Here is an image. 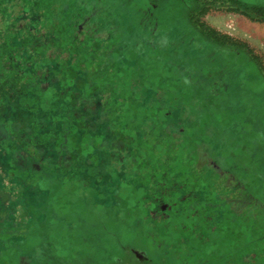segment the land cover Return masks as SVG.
<instances>
[{
    "label": "rangeland",
    "instance_id": "obj_1",
    "mask_svg": "<svg viewBox=\"0 0 264 264\" xmlns=\"http://www.w3.org/2000/svg\"><path fill=\"white\" fill-rule=\"evenodd\" d=\"M139 1L160 28L169 30L152 51L149 65L135 51L132 56L137 55V60L132 63L119 57L125 56L118 42L120 29L99 21L103 14H92V5L79 10L69 2L59 12L70 25L77 24L76 40L89 39L87 78L92 84L100 79L106 83L94 98L106 103L107 122L98 114L101 122L92 130L96 134L103 130L101 136L110 138L90 156L93 166L86 164L81 149L70 150L67 166L43 160L41 170L33 172L28 161L41 156L31 149L18 163L24 161L25 168L10 161H6L8 169L0 166V264H203L208 254L215 255L213 264H264V0ZM60 3L0 0V12L6 14L0 15V119L4 115L9 122L24 125L28 122L24 116L35 114L29 113V107L24 112L10 109L12 97L22 108L29 104L22 95L24 82L17 81L29 51L25 46L13 49L5 35L18 19L32 36L39 35L53 4ZM237 25L248 29L253 39L224 31L236 30ZM104 28L109 34L101 31ZM64 31L71 34L65 27ZM47 42V53L57 55V44ZM110 54L116 59H109ZM147 82H152L155 95L146 97ZM153 104L156 114L173 112L180 104L176 117L190 139L177 138L174 129L159 124L147 128L145 110ZM127 105L135 112L132 124H145L136 129L120 125ZM78 114L97 119L96 113L86 110ZM8 124L4 126L12 132ZM137 136L153 138L161 147L140 148ZM198 141L207 148L218 147L221 158L210 155ZM3 143L0 151H8V143ZM153 157L162 166L176 161L182 170L178 181L190 185L200 181L214 201L234 212V219L229 221L226 212L213 217L211 212L222 211L207 207L205 200L203 205L194 204L191 198L173 210L190 205L194 213L177 216L167 230L150 226L135 184L149 178L145 175L153 170ZM228 158L234 166L227 165ZM194 172L201 178L194 179ZM181 221L185 225H177ZM192 250L197 259L190 257ZM244 253H250L249 260H241Z\"/></svg>",
    "mask_w": 264,
    "mask_h": 264
},
{
    "label": "trees",
    "instance_id": "obj_2",
    "mask_svg": "<svg viewBox=\"0 0 264 264\" xmlns=\"http://www.w3.org/2000/svg\"><path fill=\"white\" fill-rule=\"evenodd\" d=\"M69 2L73 5L76 4L79 10L80 7L85 8L84 5H92L94 8L92 14H96V12L102 13L103 15L99 16L98 20L102 21L105 26L112 27L116 24L121 33L118 41L119 46H121L120 49L122 50V47L125 49V56L121 55L119 57L123 58L125 62H134V60H137L138 55L142 63L149 65L148 62L152 51L157 48L158 44L164 41L165 36L169 33L168 28H160L159 24L153 21V13L146 9L139 0H61L59 5L53 4L51 17L45 19L46 28L37 36H32L33 33L31 30H28L23 22L18 19L14 23L12 31L5 35V40L15 50H18L22 46L28 48L29 53L24 59L25 67L23 68V75L17 81L24 82L22 89L25 93L22 95L25 96V100L30 105L26 104L22 108L19 103L12 101V97L10 109L12 108L15 112L23 109L21 112H24V109L29 107V113L35 111V114L24 116L28 120L24 125H18L17 120L9 122L4 115L0 119V127L3 129V132L0 131V143H8L9 148L8 151H4V149L0 151V166L7 167L4 170L8 169V161H10V164L15 162L18 165L19 162L21 163V160L28 155V149H31L33 152L36 150L42 157H38L37 159L39 160H35L32 157L30 159L31 161H28V166L31 167L33 172L41 170L40 162L43 160L64 166L69 165L71 161L69 155L71 149L74 152H77V150L80 151V149L83 150L86 157L84 161L86 164L93 166L91 159H89L90 156L97 152L96 150L101 145V142V146H103L106 138H110L109 134H106L104 137L101 136L103 130L97 134L92 130L101 122L99 115L106 116V103L99 102V98H94V93L100 88L104 89L106 83L103 84L100 79L99 83L92 84L87 78L89 73L87 66H90L89 61L91 59L87 44L89 39L86 41L83 40L82 42L76 40L78 37V35H75L78 33L77 24L74 25L71 22L70 25V23L58 15L62 9H65L70 4ZM74 13L77 16V11ZM0 15L3 17L6 16L3 11L0 12ZM64 27L71 32L72 36L70 33L69 35L66 34ZM103 30L109 34L108 29L104 28L101 31ZM182 32L185 33L181 30ZM28 36L32 37L31 41H27L29 39ZM47 41H52L57 44V50H60L57 55L47 53ZM133 51L137 52V55L132 56L135 53ZM217 53L219 54L220 52L217 51ZM109 59L113 60L116 58H114L113 54H110ZM81 66L83 67L81 68ZM101 76L102 72L99 77ZM28 79L30 80L27 81ZM40 83H44V85L42 86ZM111 91L112 93L115 92L113 88ZM144 91L146 97L151 94L155 95L152 82L145 84ZM28 96L29 100L26 99ZM154 107L155 104L148 110H145V121L147 123L145 124L144 121L141 124L137 123V127L145 124L147 128L149 126L151 128V125L154 127L156 124H159L164 129H174L176 131L174 134H176L175 136L177 138L184 136L182 140L190 139L191 135L186 133L184 127L181 125V119L176 117L177 112L175 110L181 109L180 104L175 105L173 112L159 110L157 114L154 111ZM129 108V105H127L125 114H121L122 117L119 123L124 128L136 129L135 124L133 125V122H131L133 120L132 117L135 116V112L129 110ZM80 110L96 113L94 116L97 115V119H86L85 116L78 117L77 115H79ZM18 116L20 115L18 114ZM103 120V122H107L106 117ZM5 121L9 123L8 125L12 128V132L4 126ZM102 128L108 131L109 127L104 125ZM175 136L172 135V137ZM151 139L153 138L145 139L137 136L136 145L140 148L149 146L147 150L150 151L157 150L161 147V143L156 142L154 139L151 141ZM197 144L202 147L204 146L210 155L214 154L213 157L221 158L222 153L218 147L212 145L207 148L205 144L199 141ZM149 158L150 156L147 159ZM156 159L155 157L151 159V167L153 170H150L145 175L149 178L147 180L142 179V181L135 184L141 193L139 201L147 207L146 216L151 221L150 226L158 230V226L162 225L167 230V226L177 216H187L186 213H194L191 212L194 211V208L190 205L173 210L177 204L183 205L185 201H189L191 198L194 204L203 205V201L205 200L206 203L204 205L207 207L217 208L222 211L219 214L217 212H211L213 213V217L215 215L221 216L222 213L226 212V217L229 221L234 219V212L222 206L217 199L214 201L212 192V194L208 192L210 198H205V195H208V193L200 181L191 185L190 183H186L184 179L178 181L182 170L181 168H177L179 164L176 161L172 160L171 163L162 166ZM225 162L230 167L234 166L233 161H230V159ZM17 167L25 168L24 161L23 165H18ZM155 169L159 171L163 170L160 174H155L153 173ZM194 175L195 178L194 176L193 178L197 180L202 176L195 172ZM186 181L188 182L189 180L186 179ZM189 186H192V189ZM219 216L217 219L220 218ZM195 223H198V221ZM177 225H185V221H181ZM211 228H214V226H211ZM223 252L225 251L222 250ZM195 255L196 253L192 250L190 257L197 259ZM237 255L235 253L234 256ZM216 256H220V253H217ZM234 256L232 257L234 258ZM249 256H251L250 253L249 255L244 253L241 260H249ZM214 257L215 255L210 254H208L207 258L203 257V264H208L211 260L210 264H213V261H216ZM199 258L201 257L199 256ZM233 258L228 259V262Z\"/></svg>",
    "mask_w": 264,
    "mask_h": 264
},
{
    "label": "crops",
    "instance_id": "obj_3",
    "mask_svg": "<svg viewBox=\"0 0 264 264\" xmlns=\"http://www.w3.org/2000/svg\"><path fill=\"white\" fill-rule=\"evenodd\" d=\"M244 17V16H243ZM245 21V20H244ZM260 24H263V23H259L258 22V25L260 26ZM247 25V24H246ZM238 26V25H237ZM225 30L224 31H226L227 33H229V34H231V35H234L235 37H240V38H242V39H247L248 41H251L252 39L251 38H249L248 37V32H247V30H244V29H242V28H240V26H238V27H236V30H234L235 28H232L233 30H230V28L228 29H226V28H224ZM249 39H251V40H249ZM263 41H264V39H262ZM264 43V42H263ZM264 51V50H263Z\"/></svg>",
    "mask_w": 264,
    "mask_h": 264
}]
</instances>
